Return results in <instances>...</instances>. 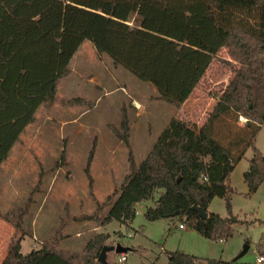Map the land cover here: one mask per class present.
Returning <instances> with one entry per match:
<instances>
[{
	"label": "trees",
	"instance_id": "16d2710c",
	"mask_svg": "<svg viewBox=\"0 0 264 264\" xmlns=\"http://www.w3.org/2000/svg\"><path fill=\"white\" fill-rule=\"evenodd\" d=\"M85 41L116 67L151 84L158 99L176 109L223 48L234 63L233 77L214 95L202 125L172 119L140 165L123 112L120 124L109 126L129 151L122 185L97 203L94 214L67 217L52 239L27 254L21 253L24 236L11 239L0 264H101L110 235L93 234L81 251L62 250L67 225L117 221L129 228L137 205L150 200L147 222L177 221L206 239L226 242L242 223L232 212L231 175L246 149L254 156L243 175L245 196L256 194L264 182V156L255 146L264 126V0H0V166L37 110L58 100V85ZM215 198L225 201L227 217L209 211ZM33 203L30 197L2 218L22 232ZM256 250L264 256V236ZM167 255V264H220L179 252Z\"/></svg>",
	"mask_w": 264,
	"mask_h": 264
},
{
	"label": "rangeland",
	"instance_id": "374dc122",
	"mask_svg": "<svg viewBox=\"0 0 264 264\" xmlns=\"http://www.w3.org/2000/svg\"><path fill=\"white\" fill-rule=\"evenodd\" d=\"M233 65L228 50L221 49L189 100L176 109L159 100L151 84L116 67L89 41L82 43L70 74L58 85V100L37 110L35 121L0 166V261L11 239L24 236L21 253L27 254L52 239L67 217L94 214L97 203L105 202L122 185L129 172V151L109 126H118L123 112L129 119L135 162L140 165L172 119L198 126L206 121L215 104L214 95L233 77ZM73 99L84 103L67 102ZM238 122L244 124L245 120ZM255 146L264 156V126ZM253 156V149H246L231 175L236 192L232 212L242 223L224 243L206 239L187 226L182 231L177 221L147 222L144 212L153 205L150 200L137 205L129 228L117 221L99 227L89 221L69 223L59 249L81 251L93 234L107 233L106 246L120 244L134 250L126 254L125 264H167V253L181 251L220 264H258L261 255L256 246L264 236V182L256 194L246 197L243 179ZM30 197L34 203L23 220L22 232H17L2 215L21 207ZM209 211L227 217L223 199H213ZM245 246L247 252L239 257ZM106 258L108 263H118L114 252Z\"/></svg>",
	"mask_w": 264,
	"mask_h": 264
},
{
	"label": "water",
	"instance_id": "95a60500",
	"mask_svg": "<svg viewBox=\"0 0 264 264\" xmlns=\"http://www.w3.org/2000/svg\"><path fill=\"white\" fill-rule=\"evenodd\" d=\"M197 211L201 214V216L204 218V219H207L208 218V214L205 213V212H202L201 210L197 209ZM248 250V247L245 246L243 252L240 254L239 257L243 256ZM109 252H114L115 254H127L128 252H130V248H126L120 244H116L115 246H104L100 252V255H99V258H98V261L101 263V264H109L107 262V258H106V255L107 253ZM180 253H184V252H180Z\"/></svg>",
	"mask_w": 264,
	"mask_h": 264
},
{
	"label": "built area",
	"instance_id": "2783aa9c",
	"mask_svg": "<svg viewBox=\"0 0 264 264\" xmlns=\"http://www.w3.org/2000/svg\"><path fill=\"white\" fill-rule=\"evenodd\" d=\"M240 120H244L243 118H240ZM179 228H183V226L182 225H180L179 226ZM220 242H222V241H220ZM118 262L119 263H125L126 262V255H121V257L118 259ZM256 263H258V264H264V256H259L258 258H257V260H256Z\"/></svg>",
	"mask_w": 264,
	"mask_h": 264
},
{
	"label": "crops",
	"instance_id": "0c3cea01",
	"mask_svg": "<svg viewBox=\"0 0 264 264\" xmlns=\"http://www.w3.org/2000/svg\"><path fill=\"white\" fill-rule=\"evenodd\" d=\"M195 91V90H194ZM189 100V99H188ZM180 226V225H179ZM179 226H177V228L179 227ZM180 230H182V231H184V230H186V226H184L182 229L181 228H179ZM99 230V228L97 227L96 228V232ZM9 243H10V241H9ZM8 246H9V244L8 245H6V248H4L3 249V251H2V254H3V252L5 253V256H6V254H7V249H8ZM5 250H6V252H5ZM130 250H133V249H130ZM131 252H134V250L133 251H131ZM1 255V254H0ZM4 256V257H5ZM0 258H1V256H0ZM4 259V258H3ZM3 259L0 261V263L3 261Z\"/></svg>",
	"mask_w": 264,
	"mask_h": 264
}]
</instances>
